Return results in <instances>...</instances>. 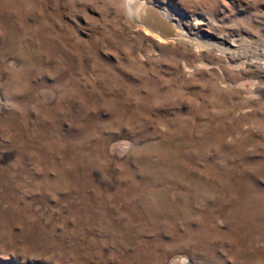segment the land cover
I'll list each match as a JSON object with an SVG mask.
<instances>
[{
	"label": "rangeland",
	"instance_id": "374dc122",
	"mask_svg": "<svg viewBox=\"0 0 264 264\" xmlns=\"http://www.w3.org/2000/svg\"><path fill=\"white\" fill-rule=\"evenodd\" d=\"M135 1L0 0V264H264V0Z\"/></svg>",
	"mask_w": 264,
	"mask_h": 264
},
{
	"label": "bare ground",
	"instance_id": "6f19581e",
	"mask_svg": "<svg viewBox=\"0 0 264 264\" xmlns=\"http://www.w3.org/2000/svg\"><path fill=\"white\" fill-rule=\"evenodd\" d=\"M136 4H138L135 0H130V2H129V11H130V13H131V15L132 14H134V18H136L137 20H138V22L141 24V23H144V22H147V20H149V19H147L146 18V14L145 13H147V12H149L150 11V9H149V11H148V6L147 5H145L144 3H142V4H138V5H136ZM152 8V7H151ZM152 10V9H151ZM151 12V11H150ZM153 12H155L154 10H153ZM157 12V11H156ZM151 14V13H150ZM153 14V13H152ZM151 14V15H152ZM149 15V14H148ZM154 15V14H153ZM159 15V14H158ZM149 17V16H148ZM150 18V17H149ZM156 18V17H155ZM157 18H158V16H157ZM150 19H152V18H150ZM164 21V20H163ZM150 22H154V21H150ZM166 23V22H165ZM148 24H150V23H148ZM154 24H155V28H156V30H161V33L163 34H165V32H167L168 31V29H169V27H164L165 25H164V23H162V22H159L157 19H156V21L154 22ZM167 24V23H166ZM189 24H190V26H191V28H190V30L191 31H193L194 33H199L200 32V24H198L197 22H189ZM169 25V24H168ZM152 25H150V27H151ZM154 27V26H153ZM147 28V27H146ZM189 29V28H188ZM181 30V29H180ZM150 31V30H149ZM155 31V30H154ZM158 32V31H157ZM179 33V32H178ZM170 34V33H169ZM158 35V34H157ZM166 35V34H165ZM168 35V34H167ZM185 36V35H184ZM183 36V37H184ZM161 37H162V35H161ZM158 38V37H157ZM188 38V37H187ZM173 40V39H172ZM189 40V39H188ZM194 40V39H193ZM195 41V40H194ZM198 42H200V41H198ZM218 51V50H217Z\"/></svg>",
	"mask_w": 264,
	"mask_h": 264
},
{
	"label": "water",
	"instance_id": "95a60500",
	"mask_svg": "<svg viewBox=\"0 0 264 264\" xmlns=\"http://www.w3.org/2000/svg\"><path fill=\"white\" fill-rule=\"evenodd\" d=\"M159 22H163L162 20L160 19H157ZM164 23V22H163ZM141 25L145 26V27H149L148 26V22H144V23H141Z\"/></svg>",
	"mask_w": 264,
	"mask_h": 264
}]
</instances>
